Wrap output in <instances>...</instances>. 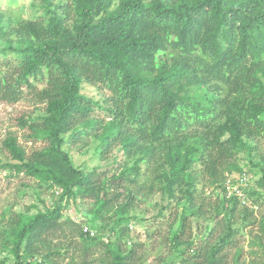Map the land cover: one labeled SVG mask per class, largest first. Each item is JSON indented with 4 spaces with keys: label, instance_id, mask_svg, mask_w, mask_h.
Listing matches in <instances>:
<instances>
[{
    "label": "trees",
    "instance_id": "obj_1",
    "mask_svg": "<svg viewBox=\"0 0 264 264\" xmlns=\"http://www.w3.org/2000/svg\"><path fill=\"white\" fill-rule=\"evenodd\" d=\"M28 14L0 12V103L33 106L16 118L21 138L2 140L0 170L57 199L0 212V254L15 264H144L128 226L161 224L175 201V263L239 264L240 251L228 259L227 250L255 223V206L251 243L264 255V0H30ZM96 106L108 120L92 116ZM85 136L107 160L89 170L63 148ZM233 173L255 177L244 189L251 207L219 196ZM72 202L87 206L80 222L62 217Z\"/></svg>",
    "mask_w": 264,
    "mask_h": 264
},
{
    "label": "rangeland",
    "instance_id": "obj_2",
    "mask_svg": "<svg viewBox=\"0 0 264 264\" xmlns=\"http://www.w3.org/2000/svg\"><path fill=\"white\" fill-rule=\"evenodd\" d=\"M30 10V0H0V12L13 19L19 17H28ZM85 91L88 96L100 99L105 96L106 93L97 95L94 89L90 85L85 86ZM33 109L31 103L26 101H18L14 104H7L5 102L0 103V160L3 162L6 160L3 150L1 148L2 140L11 133L16 134L21 138V134L24 133L17 122L19 116L28 114ZM92 116L105 122L108 120L107 113L99 108L94 107ZM91 136H85L81 141L75 143L65 142L63 148L68 151L72 157L73 164L83 170L93 168L99 163H105V161H99L94 155L93 143L91 142ZM83 145V146H82ZM261 148L264 150V141L261 143ZM243 158V157H242ZM243 168L249 170V166L244 164L247 162L243 158ZM238 173H233L235 175ZM255 177L250 179L247 183V187L254 185ZM218 193L220 192L217 191ZM57 194L51 189H47L44 186H40L38 182L32 178L26 177L22 174L14 175L9 174L6 170H0V212L13 209L15 211H27L34 213L38 209H43L44 206H51L57 199ZM220 196V193H219ZM221 197V196H220ZM251 199L248 198L245 206L251 207ZM153 204V203H152ZM166 204V203H165ZM141 208L145 210V217L149 218L156 213V208L151 205H141ZM87 206L79 202L70 203L63 210V218H71L75 221H81L82 217H86L84 211ZM181 204H176L173 201L170 207L164 211L166 219L161 221V224H155L160 222L158 220H152V223H131L128 226L130 234L136 236L137 239L141 240L144 245L139 249L142 254V263L144 264H177V254L171 249L167 236L170 234V228L168 226L169 221L174 218L175 212H180ZM262 214V209L254 207L253 217L256 218L254 224L248 226H241L239 230L241 233L235 238L236 242L234 246L227 250L229 258L236 249L240 251L241 255L238 258L239 264H264V255H262L257 246L253 245L251 241L254 239V235H259L258 221L259 216ZM98 223L94 224L97 226ZM238 226V224H237ZM0 264H15V260L5 254H0ZM64 262H68L66 259Z\"/></svg>",
    "mask_w": 264,
    "mask_h": 264
},
{
    "label": "built area",
    "instance_id": "obj_3",
    "mask_svg": "<svg viewBox=\"0 0 264 264\" xmlns=\"http://www.w3.org/2000/svg\"><path fill=\"white\" fill-rule=\"evenodd\" d=\"M247 175L245 173H238L235 175H228L223 183V187L220 190V196L223 197H237L242 203H246L244 189L247 187Z\"/></svg>",
    "mask_w": 264,
    "mask_h": 264
}]
</instances>
